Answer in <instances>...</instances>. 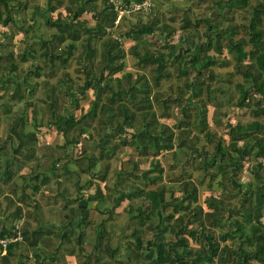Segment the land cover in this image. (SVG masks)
<instances>
[{
  "label": "trees",
  "instance_id": "obj_1",
  "mask_svg": "<svg viewBox=\"0 0 264 264\" xmlns=\"http://www.w3.org/2000/svg\"><path fill=\"white\" fill-rule=\"evenodd\" d=\"M9 1L0 0V22L4 24L9 21ZM205 5L215 11L213 22L206 23L207 18L203 17L192 20L184 10L179 23L181 32L175 42L171 37L176 29L172 24L174 15H169L167 22H160L156 16L147 20L137 18L135 23L126 25L121 31L124 39L131 40L127 49L120 45L117 38L110 35L104 37L105 26L112 25L115 17L110 4L91 26L84 22L53 21L50 25L55 26L57 32L52 38L58 45L64 43L61 51L54 53L46 41H41L42 60L34 62L33 68H28L21 78V82H26L25 77L29 73L36 77L41 73L55 77L54 83L45 85V91H40V100L49 108L53 118L45 119L44 123L53 124L65 136L64 144L73 145L85 132L87 139H90L93 136L90 128L97 129L94 132L100 136V149L97 155L87 156V167L80 168V171L90 170L97 159L112 156L118 142L132 146L139 162L141 159L148 161L147 168H139L138 161L132 163L125 173L126 178L130 180L129 176L137 170L138 174L132 177H141L142 183L128 181L116 199L118 203L131 197L142 198L133 211L127 210L129 221L126 226H130V231L125 236L132 237V241H127V259L130 261H144L150 250L153 264H264V0H207ZM187 27L188 31L202 28L199 30L202 35L191 44H184L188 36ZM84 32V37H81ZM95 40H100L101 45L98 58H95L96 48L92 44ZM78 41L82 49L75 61L80 65L76 71L84 73L82 83L71 78L65 69ZM31 51L26 54L22 52L17 58L26 60L33 56ZM224 51L233 60V71L227 72V76L234 73L241 76L240 81L234 82L237 95L229 105L247 110L252 117L250 120L230 122L226 109L219 110L218 101L212 99L216 77L212 66L219 63L220 55L223 57L222 64L229 61L221 54ZM127 54L134 58V65L138 69H147V76L138 70L122 72ZM10 58V54L0 55V89H8L5 88L6 83L12 81L7 98L21 100L24 97L22 84L16 81L14 74L18 64ZM55 61L63 67L59 74ZM85 61L88 62L86 65ZM6 68L7 73L4 74ZM119 72L121 74L118 76ZM172 76L181 77L183 87L177 84L176 92L172 96L169 93L165 99L167 103L169 99L174 100L178 113L170 125L159 120V117H169L170 114L164 106L159 113L155 112L152 95L154 93L153 99L158 101L161 92L154 91L159 87L160 80ZM112 80L115 86H112ZM35 84H26V90L32 93ZM87 90L92 91V96L79 116L62 114L57 109L60 95L69 97L77 106L78 99H83ZM185 91H188L187 96ZM8 100L0 102L5 112L10 109ZM22 102L25 109L9 120L5 134L8 140L17 139V150L36 138L35 132L23 130L27 106H32V126L35 128L39 125V121H35L34 104L24 99ZM208 103L213 106L210 117L207 115ZM208 119L222 132L215 134L208 125ZM75 127L78 128L77 134L67 137L69 130ZM184 133L192 134L189 138L191 142H186L192 168L208 177V186L212 180L216 184L217 195L211 193L204 197L206 210L197 202V184L188 177L184 178L185 173L168 176L167 179L177 181L182 197L173 196L170 188L169 199H166L164 193L167 187L158 184L163 178V167L157 155L174 147L182 149ZM117 134L120 139L116 141L114 138ZM199 136L211 143V150H207L203 144L195 146ZM69 160L65 158L63 166ZM243 170L250 174V180L240 178L239 172ZM4 174L11 177V167L6 166ZM187 175L186 172L185 177ZM98 177L104 181L106 170ZM92 183V178H89L84 185L78 184L76 188L79 191ZM148 184L152 186L148 187ZM93 195L97 201L104 197L98 186ZM69 209L74 212V208ZM179 210L181 212L177 213ZM110 211L108 209L106 216L97 224L94 245L97 252L89 255L92 260L83 259L79 264L98 262L101 251L109 257L118 251L117 246L110 245L108 231L103 225L109 219ZM18 215L19 208H16L12 218ZM21 233L23 241L29 246L36 243V239L26 240L29 234L27 229L21 228ZM153 233H157V239H148ZM165 233L174 234V240L166 238ZM81 236L82 232H79L76 240L79 251L83 249ZM188 238L194 240L195 245H190ZM14 244L18 243L7 244L1 255L3 260ZM42 263L39 259V264Z\"/></svg>",
  "mask_w": 264,
  "mask_h": 264
},
{
  "label": "crops",
  "instance_id": "obj_2",
  "mask_svg": "<svg viewBox=\"0 0 264 264\" xmlns=\"http://www.w3.org/2000/svg\"><path fill=\"white\" fill-rule=\"evenodd\" d=\"M152 1L156 3L155 0ZM109 4L112 6L108 0H11L7 5V7L10 8L9 21L5 24L0 22V55L5 56L10 54L12 56L10 60L18 64L16 58L18 54L22 52L26 54L27 51L33 50V52L31 51V54L33 55L31 58L36 56L40 61L42 60L40 55L42 52L40 47L41 41H46L52 52L59 53L63 44H56L55 39L52 38V35L57 32V28L51 26V22H84L87 26H91L94 24L95 18L106 11ZM0 9H2V7H0ZM134 13L132 14L134 15ZM137 14L141 17L140 13ZM138 15L137 17H139ZM122 18L127 19L128 17L123 16ZM122 18L115 26H105L104 29L106 35L104 37L108 35L115 38L118 37L117 40L119 41V34H114L113 31L123 27L122 25H124V22ZM136 20L137 19L131 23L136 22ZM38 27L45 30V35H41V31L38 30ZM84 35L85 32L81 37H84ZM51 40L55 41L53 45H51ZM81 49L82 47L80 46V50ZM17 68H19V64ZM3 71L7 72V68ZM7 83H10L13 86L12 81ZM91 96L92 91L87 90L86 96L81 99L82 101L79 100V111H83L87 108ZM81 113L82 112H79L78 116ZM161 118L162 117H159V120ZM31 127L32 128L25 127L23 130L25 132H35L36 138L32 143H25L17 150L15 149L18 143L17 139L13 138L9 140V147L12 152L10 155L7 154L6 151L1 152L2 148L0 146V233L2 236L7 235L8 232L12 230V225L17 221H20L21 228L27 229L29 233L26 240L35 241L36 239L37 241L33 246H29V244L26 241H23L22 238V241L17 242V245L14 244V246L11 247L10 253L5 260L1 258V255L4 254L5 250L2 251L0 249V264H39V259L43 262L42 264H60L61 258H64L67 264H76L75 259H78L77 264H79L83 259L88 258L87 260H92L89 255L94 253L92 249H95L94 245L96 243L97 224L106 216L107 210H112L113 215L110 214L109 219L105 222L111 220L112 216L114 218L115 216L125 214V216H122V219H124L122 224L125 223V225H127L128 218L127 211L125 210L127 202L129 201L128 203H131L132 199L137 200V198L140 199L141 196L122 199L117 203L116 199L121 188L117 189V192L112 193L109 192L108 188L105 191L106 187L102 185V182L105 185L106 177L105 180L102 181L101 179H98V176L99 173H102L105 170L107 176L109 165L108 158L106 157L97 159L90 170H79L80 168L87 167V156L94 154L93 151L95 149L96 154L94 155H97L100 149L99 144H101L99 134H97L96 138L95 134L92 138L87 139L88 141H82V143L88 144L79 149V154H74L73 145L76 143L78 144V141L73 143V145L68 143L60 144L57 137L56 139L54 138L55 140L53 139L54 142L51 141L39 144L37 142L38 132L33 126ZM74 129H77L78 131L77 127L73 128V130ZM90 130L92 132L97 131L94 127H91ZM3 136L5 137V132ZM70 136H72V134H70ZM118 137L119 135L117 134V137L114 139H120ZM63 140L65 141V136L63 137ZM40 146L42 147L39 151L38 148ZM119 146L124 145L118 142L116 149ZM22 150H24V152L21 155V157H23L21 159V157H18V154L22 152ZM113 155L109 158L113 157ZM67 157L70 160L63 166V161ZM137 159L138 157H135L134 159L129 157L126 162L130 164L129 166H132V163L136 161L139 162ZM17 165H19L20 168L22 166L27 167V172L25 173L23 170L19 169L13 170V168H11V170H13L12 176L15 173L17 176L19 174L20 177H6L4 174V168L6 166L16 168ZM98 167H100V170H98ZM129 170L130 169L126 170L117 168L115 176L118 177L122 174L126 177L127 175H125V173ZM134 174L136 175V171L129 176L133 181L141 179V177H132ZM89 178H92L93 183L90 186L82 187L78 191L76 185H82ZM67 181H69L74 189H76L73 193L71 190L67 189ZM116 182L118 183V180H116ZM161 183L162 179L158 184ZM96 186H98L104 195L99 201H97L93 195ZM164 186L167 187L165 184ZM84 190L87 193L81 194L80 192ZM177 190H172L173 196L182 197L180 191ZM164 195L166 199H169L170 192H168L167 195V192L165 191ZM137 205L138 202L135 204L134 208ZM16 208H19V215L17 218L13 219L12 213L16 211ZM69 208H74V212H70ZM169 209L170 208H167V210ZM179 212L181 211L179 210L177 213ZM177 213H175V215ZM93 215L99 216L92 218ZM100 216H102V218ZM105 222L103 225L108 231V237L110 229ZM85 224H90L91 226H84ZM122 227L123 226H120V230ZM142 227L144 226L142 225ZM127 228H129L130 231V226H127ZM74 229H76L75 233ZM88 229H90V231L92 230L94 235L88 233ZM79 232H82L80 238L82 239L80 243L83 247L82 251H79L77 244L75 247L79 251L78 253L72 251V244L69 246L65 244L67 247L66 250L64 243L70 244L72 241L76 242ZM120 233L124 241L131 240L129 237H126L125 233L122 231ZM111 235L112 234L110 233L109 237H111ZM152 235L155 236L152 237L149 235L148 239H150V237L157 239V233H153ZM165 235L166 238L170 239L171 237V241L174 240V234L169 235L168 233H165ZM190 240L191 239L188 238L189 244L192 245ZM145 243H147L148 246V241ZM125 245L127 246V242H125ZM25 251L27 253H25ZM149 254L150 250L146 254V256L150 258L151 256Z\"/></svg>",
  "mask_w": 264,
  "mask_h": 264
},
{
  "label": "rangeland",
  "instance_id": "obj_3",
  "mask_svg": "<svg viewBox=\"0 0 264 264\" xmlns=\"http://www.w3.org/2000/svg\"><path fill=\"white\" fill-rule=\"evenodd\" d=\"M154 3L150 8V10L146 13H140L141 17L137 14L134 13V15L131 13L127 19L126 18H122L124 25H122V28H118L115 29V31H113L114 34H119V42L120 45H122V47L124 49H127V47L129 46V44L131 43L130 39H124L121 36V31L122 29L125 28V26L128 24H130L132 21H134L137 18H140L142 20H147L148 18L151 19L154 16H156V18H159L160 22H167L166 20H168V16L169 15H174L175 16V20L173 21V25L175 26V30L172 34V39L173 41H177V37L179 35V32H181V29L179 28V23L181 22V18H182V14L183 11L185 10L186 14H189V17L192 20H197L200 17L203 18H207L206 23H212L213 22V17H214V13L215 11L207 8V6L205 5L207 3V0H155ZM133 15V16H132ZM137 15L139 17H137ZM135 23V22H134ZM133 24V23H131ZM188 28V27H187ZM202 28L199 27L196 30H194L193 28H191V31H188V29H186V31L188 32V36L185 37L184 39V44H191L193 42V40H195V38L201 36L202 34L199 33V30H201ZM38 30L41 31V35H45V30L43 28L38 27ZM44 30V31H43ZM193 30V31H192ZM112 33V34H113ZM186 33V32H185ZM117 36V35H114ZM154 39V38H153ZM51 45H53L55 43V41L51 40ZM64 44V43H62ZM93 46L96 48V54H95V58L99 57L100 54V49H101V45H100V40H95L92 42ZM140 44V43H138ZM80 43L79 41L76 43V47L73 50L72 55L70 56V59L68 61V65L65 66V69L67 70L68 74L71 76V78L77 80L78 83H82L83 78H84V73L81 71H76V67L80 66L78 65V63L75 61L76 57H77V53L80 51ZM224 56H226L227 60H229L228 62L222 64L221 61L223 60V57H221V55L218 58V62L217 64L213 65L212 68L216 74L215 77V81H214V88L212 89V99H216L218 101V105L220 107L219 110H224L226 109L227 112V117L229 119L230 122H235V121H247L250 120L252 117L250 116V114L248 113L247 110L241 108H237L234 106H230V101H232L236 95H237V91L234 88V82L236 81H240L241 76L239 74H231V76H227V72L233 71V60L232 57L229 53H227L226 51H224L223 53ZM17 58V57H16ZM225 58V57H224ZM17 62L19 64V68H16V70H14V74L17 76L16 77V81L20 82L22 85V92L24 94V97L22 99L25 100V102H31L32 104H34V106L36 107V120L35 121H39V125L37 127H35V130H37V142L39 144H43V143H47V142H54V140L58 137L60 144L64 143L63 140V135L62 133L57 130L53 124H47L44 123L45 119H53L52 115H50L49 113V108L47 109V106L44 102H42L40 100V98L42 97L41 94V90L45 91V89L47 88V86L45 85H49L51 83L55 82V77H47L45 74L41 73V75L39 76H34L32 73H29V75H27V77H25L26 82H21V78L24 76V74L27 72L28 68H33V63L34 62H40L38 57H28L26 61H20L17 58ZM88 62L85 61V65ZM56 64V72L57 74H59L60 71L63 70V67L57 62L55 61ZM96 64V63H95ZM124 68L122 70L123 71H130V72H134L136 70L143 71L144 73L147 74V69H138L135 65H134V58L127 54L124 57ZM5 72V71H3ZM2 72V73H3ZM7 72H5L4 74H6ZM121 74V72H119L117 75L119 76ZM227 79H229V81L227 82ZM33 82H36L35 84V90L32 93H29L26 90V84H31ZM112 86H115V82L112 80L111 81ZM59 84V83H57ZM56 84V85H57ZM178 84V86L183 87L182 85V78L178 77H170L168 79H162L160 80V85L157 89H155L154 92H156L157 90H159L161 92V95L158 97L159 100L155 101L153 99L154 97V93L152 95V106L153 109L156 111V113H159L162 110V106L166 107L165 110H167L170 114L169 117H162L160 120L167 123V124H173L175 118L177 117L176 115H178L177 113V108L175 106V102L173 99H169L168 103L165 101V99H167L169 97V93L171 94V96L176 92V85ZM59 86V85H58ZM26 87V88H25ZM171 87V88H170ZM8 89L12 88V85L10 83L6 84V87ZM8 89H0V102H4L5 100H8ZM89 91V90H88ZM90 93V92H89ZM188 91H185V96H187ZM21 100H14V99H10L8 100L7 103H9L8 105L10 106L9 111H4V106H2L0 104V146H1V152L6 151L7 154H12L11 149L9 147V140L7 138H5L3 136L4 132L6 134L7 131V124L9 122L10 119H12V117L14 116L15 113L24 110V104ZM229 99V100H228ZM79 100L82 101L81 99H78V105H74L73 102H71L69 100V97L63 98L62 95L59 96L58 98V110L62 113V114H69V113H73V116L76 117L79 114ZM167 105H165L166 103ZM163 107V108H164ZM26 124L24 126V128L26 127H30L32 128V118H31V109L32 106H27L26 107ZM213 110V106L212 104L208 103L207 104V115L208 117H210V114L212 113ZM208 125L210 126V128L215 132V134H219L220 132H222L221 129L217 128L216 126L213 125V123L211 122L210 119H208ZM71 130V131H70ZM67 135V137H70V134L72 135H76L77 134V129L71 128ZM175 132H177L176 129H174ZM42 131V132H41ZM41 132V133H40ZM93 135H95L96 133L92 132ZM87 133H83L78 137V144H74L73 148H74V154H79L78 152L80 151L79 149L82 148V146H86V143H82V141H88L87 137H86ZM36 136V135H35ZM97 137V134L95 136V138ZM192 137V134H187L184 133V142L185 144L183 145L182 149H179L177 147H174L172 150L170 151H162L160 154H158V159L161 162V165L163 167V178H162V183L159 185H162L163 183L165 185H167V195L168 192H170V188L174 191H176L178 189V184L176 181H170L167 180L168 176L171 177L172 175H176L179 173H185L184 174V178H189V180L191 182H195L197 184V188H198V202L205 208V210L207 209L205 207L204 204V197H206L207 195L213 193L216 194V184L215 181L212 180L210 181V186H208V177L206 175H202L201 172L194 170L192 168L191 165V159L189 158L188 155H190V151L189 148L186 146V142L189 143L191 142L189 138ZM55 138V139H54ZM54 139V140H53ZM117 140V139H114ZM15 141V140H13ZM16 142V141H15ZM85 144V145H83ZM203 144V146H205L207 148V150H211V143L208 142L207 140H205L204 138H202V136H199V138L197 139L195 146L199 147ZM43 146V145H42ZM40 146L38 148V150L40 151V148L42 147ZM46 151V148H45ZM83 151V150H82ZM24 150H22V152H20L18 154V157H21V155L23 154ZM77 152V153H76ZM89 152V151H87ZM86 152V153H87ZM94 154H96V149L93 151ZM81 154V153H80ZM85 154V153H84ZM132 158L134 159L135 157L137 158V154L135 152V150L128 145H124V146H119L113 157L108 158V165H109V169L107 171V176H106V180H105V185L102 182V185L106 187L105 191L109 190V192H117V189H122L124 186H126V183L128 181H130L131 183H142L141 179H136L133 181V179L130 177V180H128L125 176H123L121 174V176L119 175L118 177L115 176V172L117 170V168L120 169H130L131 166H129L130 164L127 163V159L128 158ZM23 157H21L22 159ZM139 160V159H137ZM139 164V168H147L148 165V161H143V159H141V162H138ZM119 165V166H118ZM112 167V168H110ZM13 168V170L15 169H19V170H23V172H27V167L22 166L21 168L19 167V165H17V167H11ZM5 169V168H4ZM98 170H100V167H98ZM136 171L137 174V170ZM187 172V176L185 177ZM17 173V172H16ZM14 177H20V175L18 174L13 175ZM12 176V177H13ZM239 176L242 179H247L250 180V174L243 170L239 172ZM252 177V176H251ZM117 178V179H116ZM116 180H118V183L116 182ZM148 187L152 186V185H147ZM66 187L68 190H71V192L73 193L74 187L70 184L69 181L66 182ZM92 190V189H91ZM178 191V190H177ZM81 194H86L87 192L81 191ZM178 193V192H177ZM116 195V194H115ZM217 195V194H216ZM136 199H132L131 203L127 202V205L125 207V210L127 211L128 209H131V211L134 210V206L135 204L138 202V204L141 202L142 198L140 197ZM110 213L113 215L112 210L110 211ZM99 215H93L92 218H96ZM122 216H125V214H122L121 216H115L112 219L110 217L111 220H108V222H105V224H107V227L110 229L109 235L110 233L112 234L111 237H109V242L110 245L112 246H117L118 251L114 254L113 257H109L105 252L101 251V258L98 260V262H95L94 264H153L152 261L150 260L149 257H147V259H145L144 261H142V259L140 260H136V261H130L129 259H127V254L129 252L128 246L125 245L122 235H121V231L123 233H127L129 231V228H127V226L125 225V223L122 224V221L124 219H122ZM102 218V216H100ZM128 222V220H127ZM126 222V223H127ZM84 226H91L90 224H85ZM119 226V227H118ZM120 226H123L122 229L120 230ZM247 226V223H246ZM77 229V228H76ZM74 229V233L75 230ZM88 233H92L94 235V233L92 232V230L90 231V229H88ZM74 235V234H73ZM155 235H152V237H154ZM129 237L132 241V237L131 236H126ZM96 241V240H95ZM190 243L192 245H195V241L190 240ZM73 245L72 251H76V253H78L79 251L76 249V242L72 241L70 244L69 243H64V246L67 250L66 245ZM93 252H97L95 249H92ZM25 253H27L25 251ZM77 255V254H75ZM30 257V256H28ZM81 259V257H80ZM76 260V264L78 262V259ZM20 264V263H19ZM60 264H67L65 262L64 258L60 259Z\"/></svg>",
  "mask_w": 264,
  "mask_h": 264
},
{
  "label": "built area",
  "instance_id": "obj_4",
  "mask_svg": "<svg viewBox=\"0 0 264 264\" xmlns=\"http://www.w3.org/2000/svg\"><path fill=\"white\" fill-rule=\"evenodd\" d=\"M16 1V0H12ZM112 4V8L115 11V17L112 20V25H117L123 16H129L131 13H146L150 10L153 1L152 0H130L124 2V0H108ZM118 38V37H117ZM22 241L21 225L20 221L15 222L12 225V232L0 236V249L5 250L9 242Z\"/></svg>",
  "mask_w": 264,
  "mask_h": 264
}]
</instances>
